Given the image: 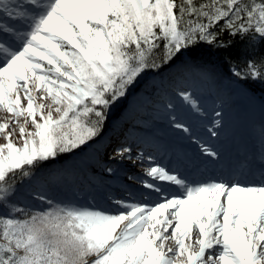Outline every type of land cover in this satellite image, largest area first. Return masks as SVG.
<instances>
[{
  "label": "snow or ice",
  "instance_id": "obj_1",
  "mask_svg": "<svg viewBox=\"0 0 264 264\" xmlns=\"http://www.w3.org/2000/svg\"><path fill=\"white\" fill-rule=\"evenodd\" d=\"M0 14L7 41L0 43V110L11 117L0 122V208L8 210L0 214V264H264V172L194 178L156 164L143 185L157 201L115 200V211L53 205L38 194L49 207L29 212L12 200L17 177L96 138L105 110L146 70L199 42L215 43L218 25L264 39V0H0ZM21 20L27 30L14 31L10 23ZM245 67V76H264L255 62ZM178 95L200 112L191 93ZM13 123L20 144L6 132ZM200 148L220 160L210 146ZM130 152L117 149L121 157ZM193 229L195 248L185 243ZM170 238L175 247H167Z\"/></svg>",
  "mask_w": 264,
  "mask_h": 264
},
{
  "label": "rangeland",
  "instance_id": "obj_2",
  "mask_svg": "<svg viewBox=\"0 0 264 264\" xmlns=\"http://www.w3.org/2000/svg\"><path fill=\"white\" fill-rule=\"evenodd\" d=\"M27 29H25L24 31H26ZM18 31L19 32H22V30H21V28L19 27L18 28ZM161 47H162V45H161ZM149 69L148 70H146L145 72H143L137 79H136V81H139V80H143V79H145V77L149 74ZM134 82L132 85H130L128 88H127V90H126V92H125V95H123V96H121V97H119L115 102H113L112 104H110V106L105 110L106 111V118H107V115L109 114V113H111V112H114L115 111V108H116V106L117 105H119V104H121L123 101H124V99H125V97H126V95L130 92V91H134L135 89H136V86H137V82ZM151 80H149V79H147V82H150ZM236 88H235V91H234V93L237 91V90H239V97H240V100L241 101H244V102H246V103H250V102H252L253 101V99H252V96L250 95V93L246 90V91H243V90H240V89H238L237 88V86H235ZM141 88H144V90L146 89L147 91H144V92H142V93H140L139 95H138V97H137V99H136V101L137 100H139V101H142L143 103L144 102H148V103H150V104H153L152 106H153V109H157L158 110V114L159 115H162L163 114V118L162 119H160V120H162L163 121V124H165V126H166V129L167 130H169V133H174V129H175V122H173V124H171V125H169V121H171V119L173 120V117H175L176 118V116L177 115H181V116H183L185 119H186V124H188V125H186L189 129H192L191 128V125L192 124H195V120H191V119H188L187 117H186V114L188 113V110L190 109L189 108V106H188V104L186 103V102H184L181 98H180V96L178 95V93L179 92H181V91H185V90H182V89H180V87H178V90H176L175 92H172V93H170V94H168V95H164V97H166L167 99H165V100H163V101H156V100H154L153 101V99H152V97H146V94H147V96H149V94H153V90H150V89H148V87H141ZM187 92V91H186ZM189 93H191L192 94V96H193V98L195 99V100H199V98L202 96V95H200V94H198V93H192V92H189ZM37 99H39V94L37 95ZM131 99H133V97L131 96L130 97V100ZM200 101L202 102V105L204 106V107H206L205 105H206V103H219V101L217 100V99H215V98H213V99H210V98H208V97H204V98H201L200 99ZM132 102V101H131ZM45 103H48V101H45ZM116 104V105H115ZM168 104H171L173 107L171 108V109H169L168 107H167V105ZM125 110H127V109H130V103H129V100H128V103L126 102V104H125ZM226 106H228V104H223L222 105V107L221 108H219L216 112H222V111H225V107ZM139 109H142V110H146L147 112H145L143 115H148L149 117H152V118H156L155 116H154V111L153 110H150L149 111V109L147 110L146 108H144L143 106L142 107H140ZM47 110V109H46ZM136 110H138V109H133V110H131L132 112H136ZM227 110H228V114H230V115H234L233 114V111L231 110V109H229V108H227ZM162 112V113H161ZM115 113V112H114ZM53 115H54V117L57 115L55 112H53ZM130 116V115H129ZM21 118V117H20ZM134 117H129L128 118V120H130V121H132V119H133ZM105 121V120H104ZM21 123H22V121H20ZM133 122V121H132ZM146 122H149V121H145V123ZM228 125L227 126H229V127H232V128H236V126L235 125H231V124H229V123H227ZM29 127H30V129L29 130H34L33 129V126H32V124L29 122ZM254 128H256V126H253V129ZM157 130L160 132V134H162V135H165L164 134V132L160 129V128H157ZM164 131H166L165 129H164ZM260 132H261V130H259ZM168 132V131H167ZM183 133L185 134V135H188L187 133H185L184 131H183ZM18 134V136H14L13 138H12V140H13V142H15V143H17V144H20L21 142H22V139H21V137H20V135H19V132L17 133ZM5 135H6V133H5ZM5 135H0V144H3V143H5ZM98 147L99 146H97L96 145V147H95V149L97 150L98 149ZM88 151V150H87ZM82 153H83V156H81L82 155ZM64 154H69V153H64ZM95 154V153H94ZM86 155L89 157V158H87L86 157ZM96 156H98V154H96ZM96 156H94L91 152H89L88 151V153H86V150H84V152H79L76 156H72L71 158H69V161H66V163L65 164H63V166H61V167H65V169L66 170H64V171H62V172H60V171H58V169L60 168V165L59 166H57V167H53L52 169H50V171L51 172H55L56 173V179H58L57 180V182H58V186H56V183H54V186H51V185H49L50 187H51V190H53V191H55L50 197L51 198H57V199H60V196H62V195H67V197L66 198H69L70 196H69V192H68V190H67V188L66 187H68V189L70 190V191H72V192H76V194L77 195H75V198H78V199H80V200H82V201H84L83 203L84 204H82V203H80V205L81 206H87L86 205V203L87 204H89V202H91L92 200H91V197H87V196H85V195H83L82 194V192H84V190L86 189V187L84 186V187H82V186H80V185H76V184H74V180L76 179V178H79L80 180H81V182H82V175L80 174V168H82V169H87L86 168V163L85 162H89V163H94L93 162V158L94 157H96ZM102 156H104V153H102ZM110 158V157H109ZM95 160H98V161H100V159L97 157ZM76 162H78L79 164H80V167H75V163ZM111 168H115L116 166L114 165V164H110L109 165ZM75 167V168H74ZM39 168H42V169H40L41 170V172L42 173H44L45 172V169H43L44 167L41 165ZM54 169V170H53ZM70 170V172H67L68 170ZM133 169H134V166H133ZM99 176H101V175H99ZM88 177H90V176H88ZM62 179H64V183L67 185V186H63L62 184H64L63 182H61V180ZM60 183V184H59ZM47 188V187H46ZM19 189L21 190L20 192L22 193H17V192H15V194H14V198L12 199V200H15V201H17L18 203H20L18 206L19 207H21V208H27V210L28 211H45V210H47L48 209V207H49V205H47L46 207H44V208H42V209H38V210H35V209H31L30 207H27V206H24V204L26 203V200H25V198H21V195H24V189L22 188L21 189V187H19ZM46 195H47V191H46ZM25 196V195H24ZM49 196L47 195V198H48ZM61 203L62 204H68V202H64V200L62 199L61 200ZM53 205H57V204H53Z\"/></svg>",
  "mask_w": 264,
  "mask_h": 264
},
{
  "label": "trees",
  "instance_id": "obj_3",
  "mask_svg": "<svg viewBox=\"0 0 264 264\" xmlns=\"http://www.w3.org/2000/svg\"><path fill=\"white\" fill-rule=\"evenodd\" d=\"M196 4L199 5L201 3L206 2V0H195ZM218 33V39L215 43L209 44L206 42H199L195 45L190 46L189 48L195 50L193 52V55L195 54L197 50V54L195 55L196 59L199 61H210L214 64H217L215 58H218L219 61L225 63H230L233 65L236 69H241L242 74H246L248 72V69H246L245 65L248 62H255L257 65V68L260 69L262 72H264V68H261V63L264 62V53H258V54H252L249 55V57L246 54H242L244 50L240 49L239 45L231 44V38L236 41L242 40L240 35L232 36L228 32H221L220 26L218 25L213 29ZM258 46H264V39H262L259 43L254 44L255 49H257ZM201 47V48H199ZM184 52H190V50L186 49L183 50L177 57L173 58L168 63L162 64L161 66L164 68L167 65H169L172 61L176 60L181 54ZM163 54V46L157 51L156 56L160 57ZM159 63V59L157 60ZM159 68V67H158ZM156 68H154L155 70ZM247 70V71H245ZM249 81L255 85V87L258 88V90L261 92L262 90L260 88H264V76L253 78L250 75H247ZM107 121V118L103 122V126L101 131L104 130L105 123ZM100 131V132H101ZM62 155V154H60ZM34 173V169L32 170V174ZM18 178V177H17ZM17 182V179H16ZM27 210V208H25ZM32 212V211H29ZM8 211H3V208H0V214L7 215Z\"/></svg>",
  "mask_w": 264,
  "mask_h": 264
},
{
  "label": "bare ground",
  "instance_id": "obj_4",
  "mask_svg": "<svg viewBox=\"0 0 264 264\" xmlns=\"http://www.w3.org/2000/svg\"><path fill=\"white\" fill-rule=\"evenodd\" d=\"M2 22H3V17L0 14V23H2ZM10 25H12V24L10 23ZM0 43H7V41L4 38L0 37ZM18 43L19 42L17 41V44ZM21 96H22V103H25L26 104V100L23 98V94L22 93H21ZM244 106L245 105H241V104L238 105V111H237V113L239 115H243V113L246 111V109L243 110V107ZM246 108L249 111L250 109H252V105L246 106ZM10 118H11L10 117V114H8L6 111L0 110V122H5V121L9 120ZM197 118L200 119L201 121H203V118L201 116H198ZM19 120L22 121V123L24 122V118L23 117L19 118ZM243 120H244L245 124H248L250 122V120H251L250 112H247L245 114V118ZM211 126H212V124H210V127ZM27 128H28V130L30 129L29 123L27 125ZM222 128H223V126H222ZM222 128H220L219 131H221ZM203 129H208V127H203ZM6 132H11V134H12V137L11 138H13L14 136H18V134H17L19 132L18 126L15 123H13L6 130ZM0 135L1 136L2 135H5V133H0ZM222 138L223 139L221 141H223V140L227 141L229 139V133L223 134V137ZM187 139H188V137H185L184 138V140H187ZM218 144H222V143L221 142H218ZM227 147H229V143H227V145L223 148V150H227ZM133 157H134L133 154H127V155H124L123 157H121V156H119L117 154V152L114 153L111 156V159L114 160L118 164H116L115 169L112 170L110 172V174L108 175L110 181H117L118 180V182L120 184V187L121 188L123 187V188H125L128 191H134L136 189L137 190L142 189L141 186L139 188L138 186H135V185L131 184V182H129L127 180L119 179V175L135 176L134 170L131 169V167L134 164V160L132 161ZM124 160L127 161V164L119 165ZM150 167H152V165ZM147 169H149V168H147L146 163H143V168H141V170H147ZM120 177H122V176H120ZM79 182L82 183L81 180H79ZM127 182H129V183H127ZM93 186H94V188L90 186V188L87 189L89 191V195L90 196H92V197H102V198H105L109 194V192H108V190H107V188L105 187L104 184H102L101 186H98V185H93ZM97 187H99V188H97ZM171 191H175V189L174 190H171ZM112 198L114 199V201L115 200H121V199H119V195L118 194H112ZM222 200H223V197H222ZM135 201H137V200L136 199H133V200L126 201V202H135ZM155 201H157V200H155ZM151 203H153V202H151ZM151 203H149V204H151ZM195 232H196V229H193V234H192L191 238L190 239L189 238H186L185 239V243L193 244L194 248L196 247L195 241L198 239V237L195 235ZM170 233H171V229H169V232H168V235L169 236H170ZM166 245H167V247H175V242H174L173 239L170 238L169 241L166 242Z\"/></svg>",
  "mask_w": 264,
  "mask_h": 264
}]
</instances>
